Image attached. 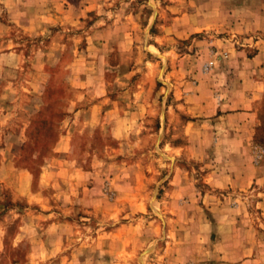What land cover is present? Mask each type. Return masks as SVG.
<instances>
[{
  "label": "rangeland",
  "instance_id": "374dc122",
  "mask_svg": "<svg viewBox=\"0 0 264 264\" xmlns=\"http://www.w3.org/2000/svg\"><path fill=\"white\" fill-rule=\"evenodd\" d=\"M236 1L0 0V264H264V0Z\"/></svg>",
  "mask_w": 264,
  "mask_h": 264
},
{
  "label": "crops",
  "instance_id": "0c3cea01",
  "mask_svg": "<svg viewBox=\"0 0 264 264\" xmlns=\"http://www.w3.org/2000/svg\"><path fill=\"white\" fill-rule=\"evenodd\" d=\"M12 1H14L15 4L17 5L16 7L18 10V16H17L18 19L31 20V19L36 18L34 15H31V13H34V12H31V8L27 6V5H30L32 0H12ZM33 1L37 4L47 2V0H33ZM229 2L234 4V5L236 3H238V1H236V0H229ZM2 114H0V115H2ZM5 162H6V165L8 166L9 161L6 160Z\"/></svg>",
  "mask_w": 264,
  "mask_h": 264
}]
</instances>
